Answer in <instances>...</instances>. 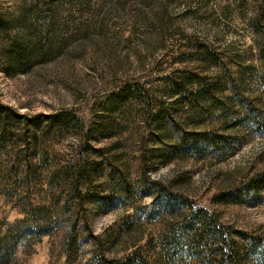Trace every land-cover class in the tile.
<instances>
[{"label":"rangeland","instance_id":"rangeland-1","mask_svg":"<svg viewBox=\"0 0 264 264\" xmlns=\"http://www.w3.org/2000/svg\"><path fill=\"white\" fill-rule=\"evenodd\" d=\"M262 72L264 0H0V227L49 202L66 165L99 167L72 255L59 229L6 264H91L84 224L118 256L157 246L161 209L145 179L264 238ZM190 73L216 83L222 108L180 97L173 81ZM203 130L225 142L193 152L182 134ZM243 243L242 264H264Z\"/></svg>","mask_w":264,"mask_h":264},{"label":"trees","instance_id":"trees-1","mask_svg":"<svg viewBox=\"0 0 264 264\" xmlns=\"http://www.w3.org/2000/svg\"><path fill=\"white\" fill-rule=\"evenodd\" d=\"M46 4L45 2L44 5ZM48 6L46 5L47 8ZM40 46L44 47L43 44ZM204 54L216 60L211 51L205 50ZM262 78L264 79V72ZM173 86L187 104L201 108L203 113L206 112L203 107L205 103L219 107L225 103L217 95L221 91L216 83L207 81L197 73L187 74L183 80H174ZM122 90L124 92L117 93L119 96H126L129 92L126 87ZM230 109L236 110L233 104ZM182 137L183 140L191 141L192 151L198 154L208 152L218 143L225 142L223 135L209 130L190 135L183 133ZM98 168L93 161L77 159L63 168L67 179H62L63 182L57 187L53 186L54 179H50L52 183L49 202L27 203L22 208L24 215L21 218L6 223L4 228L0 227V262L6 264L22 241L32 238L34 242H39L43 235L54 234L59 229L63 231L66 252L71 256L75 251L71 245L74 234L77 235L76 226H79L77 224L80 219L78 214L87 209L85 203L94 201ZM125 181L126 179H120L123 188L126 186ZM257 182L264 183V172L260 174ZM145 186L146 192L153 196V207L161 209L163 229L158 234L159 244L146 246L148 248L134 245L118 256L114 245L103 246L99 242L100 237L89 235L88 227L84 224L83 228H87L84 231L88 234L86 240L93 242L91 264L94 261L96 264H242L244 241L248 242L249 250H254L264 259V238L243 230H229L206 206L194 202L183 192L171 191L161 180L145 179ZM223 195L225 191L218 193V196ZM25 248L26 244L22 249Z\"/></svg>","mask_w":264,"mask_h":264}]
</instances>
